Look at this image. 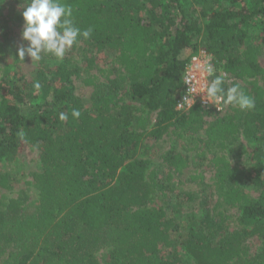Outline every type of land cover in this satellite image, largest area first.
<instances>
[{
  "label": "trees",
  "instance_id": "1",
  "mask_svg": "<svg viewBox=\"0 0 264 264\" xmlns=\"http://www.w3.org/2000/svg\"><path fill=\"white\" fill-rule=\"evenodd\" d=\"M19 1L47 18L70 52L78 44L114 52L129 101L117 98L112 81L86 107L73 82L79 67H48L61 56L59 49L40 55L30 80L14 64L3 67L0 164L31 145L39 151L41 171L31 173L35 196L27 188L13 196L0 193V264H100L96 254L104 249H110L106 264H184L179 247L195 264H264V248L251 252L245 246L248 238L264 239V0H192L191 11L188 0ZM199 46L234 79L216 80L213 91L230 109L216 116L201 140L218 150L211 158L215 189L224 206L239 211L232 229L224 227L228 216L221 210L213 215L207 206L188 225L168 214L155 201L162 181L139 155L147 137L173 127L184 140L202 125L203 108H175L184 65ZM5 54L0 41V59ZM97 80L92 74L85 83ZM142 112L147 116L138 120ZM153 112L155 124L147 129ZM240 134L257 141L245 171L255 197L234 182L229 154ZM164 161L177 173L189 163L178 151L167 152ZM12 182L0 174V187L10 190Z\"/></svg>",
  "mask_w": 264,
  "mask_h": 264
},
{
  "label": "rangeland",
  "instance_id": "2",
  "mask_svg": "<svg viewBox=\"0 0 264 264\" xmlns=\"http://www.w3.org/2000/svg\"><path fill=\"white\" fill-rule=\"evenodd\" d=\"M195 6L194 1L188 0L186 7L190 11ZM196 39L198 38L193 36V42ZM0 41L4 42L6 52L5 56L0 59V75L4 66L8 64L13 66L14 64L12 69H16L30 80L39 67L40 55L46 50L59 49L61 56L50 61L48 67L53 68L62 62H68L72 66L79 67L80 73L73 76V82L76 95L81 98L86 107H90L94 102V94L99 88L107 85L113 86L112 83L117 86V98L122 99L123 102L129 101L124 94L128 86L126 74L116 63L114 52L103 50L97 53L95 49H87L82 44H78L70 52L67 49L69 43L63 39L62 35L52 31L47 18L42 17L28 3L19 0H0ZM185 52H190V49ZM86 57L93 58L95 63L89 66L85 61ZM261 64L264 66V56L261 57ZM92 74L98 76L95 85L85 83L86 79ZM227 78V81L233 84L234 79ZM241 83L240 81L238 84ZM235 90L234 85H232V91ZM227 109H230V107L228 106ZM202 110L205 113L202 115V125L199 126L198 132L192 133L190 137L181 140L173 134V127H170L158 137L145 138L140 147L139 155L150 160V168L156 171L157 176L162 181L155 201L164 206L168 214L176 215L180 223L188 225L191 222L198 221L203 215L205 206H207L212 210L213 215L221 210L225 216H228L224 222V227L232 229L236 227L233 218L238 215L239 211L224 206L215 189V169L212 166L211 158L213 154L218 153V150L210 151L201 142L204 137V129L212 123L218 114L210 110ZM146 116L147 113L142 112L138 115V120ZM147 120L146 127L150 129L155 124L156 113L148 114ZM256 144V140L245 138L240 134L230 147L234 152L229 154L235 172V184L244 186L245 190L253 197L257 195V192L254 191V186L247 179L245 171L252 164L250 153ZM170 151H178L185 155L189 161L187 168L179 173L169 171L164 156ZM37 171H41L39 151L31 145H25L14 161L9 164L5 162L0 164V174L7 173L13 178L12 188L5 190L0 187V193L6 191L13 196L21 189L27 188L29 194L35 196L36 190L32 186L31 173ZM193 174L201 175V178L192 179ZM176 192L181 195L178 199L175 198ZM245 246L251 252L264 248V239L248 238L245 241ZM178 250L184 264H195L182 247H179ZM109 251L110 249H104L96 254L100 264L107 263Z\"/></svg>",
  "mask_w": 264,
  "mask_h": 264
},
{
  "label": "built area",
  "instance_id": "3",
  "mask_svg": "<svg viewBox=\"0 0 264 264\" xmlns=\"http://www.w3.org/2000/svg\"><path fill=\"white\" fill-rule=\"evenodd\" d=\"M227 73L214 63L213 55L203 47H197L184 65L182 87L178 92L175 108L185 113L195 106L210 110L215 114H223L227 108V100L213 91L216 80L226 78Z\"/></svg>",
  "mask_w": 264,
  "mask_h": 264
},
{
  "label": "crops",
  "instance_id": "4",
  "mask_svg": "<svg viewBox=\"0 0 264 264\" xmlns=\"http://www.w3.org/2000/svg\"><path fill=\"white\" fill-rule=\"evenodd\" d=\"M192 52V51H191ZM191 52H189V54L191 53ZM186 54V53H185ZM188 54V53H187Z\"/></svg>",
  "mask_w": 264,
  "mask_h": 264
}]
</instances>
